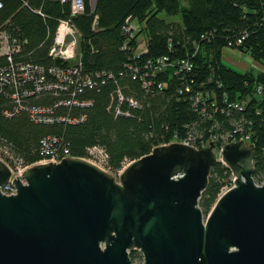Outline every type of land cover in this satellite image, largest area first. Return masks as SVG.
I'll return each instance as SVG.
<instances>
[{"label":"trees","instance_id":"obj_1","mask_svg":"<svg viewBox=\"0 0 264 264\" xmlns=\"http://www.w3.org/2000/svg\"><path fill=\"white\" fill-rule=\"evenodd\" d=\"M0 2V28L6 27L22 43L13 58L15 63L44 69L68 65L48 56L58 20L69 16L67 4L52 0ZM85 3V13L72 19L80 35V82L72 85L68 94L42 92L31 102L33 106L52 108L55 118H68L71 122L38 124L25 112L6 117L3 111L12 107L10 99L0 93V136L10 143L13 154L25 164L37 163L41 160L40 141L56 137L72 158L87 159V149L102 148L108 158L106 168L117 174L123 162L148 155L175 134L184 137L188 131L185 125L197 123L193 135L198 139L206 137L205 128L215 122L213 133L218 137L232 135L236 129L250 133L254 146L253 178L261 184L264 96L254 97L253 92L256 84L264 85V70L240 73L222 58L223 51L234 48L264 68V0H96L94 15H89L88 0ZM160 14L180 16V22H166L159 18ZM95 15L97 24L93 29ZM128 18L140 26L133 39L122 31ZM142 33L148 35V40L144 52L137 53ZM238 39H242L241 44L235 46ZM159 58H167V66L151 77L154 71L149 62ZM183 62L192 64L190 71L182 68ZM7 65V59L0 58V70ZM86 78L91 85L83 88ZM143 82L150 84L148 89ZM118 91L124 98L122 103L118 101ZM198 92H203V96L213 93L217 109L209 108L208 112L215 113L214 122H207L193 110L188 97ZM223 97L228 104L223 105ZM70 98L87 105L54 109L58 100ZM128 100L137 106H130ZM236 100L247 102L244 111L229 108ZM208 102L210 106L212 101ZM231 179L230 170L223 164L212 166L198 201L203 215L210 212L221 188L231 186ZM129 257L132 261L142 259L137 250L129 252Z\"/></svg>","mask_w":264,"mask_h":264},{"label":"water","instance_id":"obj_2","mask_svg":"<svg viewBox=\"0 0 264 264\" xmlns=\"http://www.w3.org/2000/svg\"><path fill=\"white\" fill-rule=\"evenodd\" d=\"M94 5L96 0H93ZM210 144L154 148L117 184L81 158L38 164L0 193V264H264V183L254 147L226 145L233 186L203 216L198 201L217 162ZM10 177L0 162V188Z\"/></svg>","mask_w":264,"mask_h":264},{"label":"built area","instance_id":"obj_3","mask_svg":"<svg viewBox=\"0 0 264 264\" xmlns=\"http://www.w3.org/2000/svg\"><path fill=\"white\" fill-rule=\"evenodd\" d=\"M59 2L61 4H67L69 6V16L67 18H63L58 20V25L54 32L52 43L48 50V56L52 59V61H60L62 63H68L67 66L61 67L58 65L48 67L44 69L43 67L37 65L23 64V63H15L14 57L19 54L22 43L12 37V35L6 30V27L0 28V58L7 59L8 65L6 68H2L0 70V93L4 94L7 98L10 99V105L12 107L11 110L3 111V115L6 117H13L15 114L19 112H25L29 115V118L32 122L38 124H53L55 121H65L71 122L68 118H55L54 110L52 108L47 107H38L33 106L31 104L32 99L36 98L37 95L42 92H55L69 93L72 85H76L80 82L78 79V70L77 66L80 64V55H79V42L80 35L76 28L72 23V19L76 16L83 15L85 13L86 3L85 0H52ZM89 5V15H94V2L93 0L88 1ZM2 8V4L0 2V9ZM97 24V16L95 15L93 18V29ZM140 30L139 24L128 18L125 21L124 26L122 27L123 34L128 37V39H133ZM243 39V38H242ZM242 39H238L235 43V46H239L241 44ZM127 43L124 44L126 46ZM225 51L235 52L238 55L245 56L240 51L234 48H227ZM144 52V50L142 51ZM151 69L154 71L151 77H154L158 72H162L167 66L168 59L167 58H159L154 62H149ZM182 68L190 71L192 68V64L190 62H183ZM239 71V70H238ZM240 73H244L245 70L239 71ZM76 82V83H75ZM145 89H148L150 84L147 82L142 83ZM84 87H90L91 81L89 78L85 79V84H82ZM160 88V84L158 85ZM203 93V92H202ZM201 92H198L194 97H188L189 101H192V108L195 112H197L198 116L201 118H206V121L214 122V112H208V109L214 108L217 109L216 103L214 100L213 93H204V96ZM75 94L73 93V96ZM254 97H263L264 96V85L256 84L253 92ZM117 97L119 103H122L124 100L121 93L117 92ZM207 98V99H206ZM70 98V100L60 99L56 102L54 109L60 107H67L70 105L84 107L87 105L86 102H78L74 101ZM209 100H211L210 106ZM228 101L225 97H223L222 103L223 105L228 104ZM128 103L132 107H136V103L132 100H128ZM245 100H236V102L229 104V108L232 110H236L238 112L244 111L246 108ZM213 110V111H214ZM224 111V110H223ZM116 114H119V109H116ZM83 120V118H81ZM76 121V120H74ZM197 123H193L191 125H185V129H187V134L184 137L178 136L177 134L173 135L171 140L168 143H164L160 146H168L170 144H183L188 147H192L194 149L205 148L210 144H213L214 149L213 152L216 156V160L219 161L217 163L223 164L220 162L221 152L224 147L230 143H236L237 141L243 140L246 143L253 146L251 143V136L249 132H244L242 129H236L232 132V135H226L223 137H218V135L214 134L215 122L211 127H206L205 131L208 133L206 137H196L193 135V129L196 127ZM194 131V132H193ZM40 156L41 160L37 163L33 164H25L22 159L16 157L13 154L12 146L5 139L0 136V162H2L10 172V177L8 181L0 188V193L3 196H12L15 194L16 190L14 185L12 184V179L17 177V180L23 181V173L36 166L38 164L45 163H59L63 159L72 158L69 157L68 151L63 149L62 142L56 137H47L40 141ZM200 144V145H193ZM158 146V147H160ZM254 147V146H253ZM61 152V154H60ZM88 157L84 159L101 170L109 172L106 168L107 165V154L100 147H92L87 149ZM131 162L125 161L123 162L121 169L118 170L117 175L120 176L124 170L130 165ZM253 163V159H252ZM224 165V164H223ZM226 167V166H225ZM254 176V175H253ZM234 177L231 179V186H225L221 188L220 195L229 190L234 184ZM254 181V178H253ZM255 185L261 186L254 181ZM219 195V196H220ZM132 261V260H131ZM143 260L136 262L132 261V264H141Z\"/></svg>","mask_w":264,"mask_h":264},{"label":"rangeland","instance_id":"obj_4","mask_svg":"<svg viewBox=\"0 0 264 264\" xmlns=\"http://www.w3.org/2000/svg\"><path fill=\"white\" fill-rule=\"evenodd\" d=\"M159 18L165 20L166 22H170V21L180 22V16L167 17L164 14H160ZM147 40H148V35L146 33H142L140 35V37L138 38V48H137V51H136L137 53H142V51L144 50V47L146 45ZM223 61L227 65L232 67L233 69L239 70V71H241V70H245V71L252 70L255 73V72H258V71L261 72V71L264 70L263 66L260 65L259 63H257L252 57H250V55L241 56V55H238L235 52L225 51V53L223 55ZM110 175L113 176L114 181L117 184L120 183L119 176L117 174L110 173ZM203 216L206 217L207 215H203ZM134 260L136 262L140 263V261L143 260V259L135 258Z\"/></svg>","mask_w":264,"mask_h":264},{"label":"crops","instance_id":"obj_5","mask_svg":"<svg viewBox=\"0 0 264 264\" xmlns=\"http://www.w3.org/2000/svg\"><path fill=\"white\" fill-rule=\"evenodd\" d=\"M88 1H89V0H88ZM224 53H225V51H223V55H224ZM222 59H223V58H222ZM247 66H248V65H247ZM247 66H246V67H247Z\"/></svg>","mask_w":264,"mask_h":264}]
</instances>
